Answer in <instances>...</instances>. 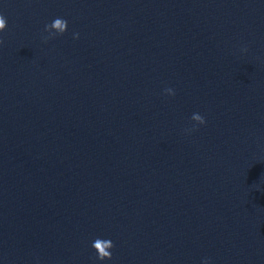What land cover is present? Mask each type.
<instances>
[{
    "label": "water",
    "instance_id": "1",
    "mask_svg": "<svg viewBox=\"0 0 264 264\" xmlns=\"http://www.w3.org/2000/svg\"><path fill=\"white\" fill-rule=\"evenodd\" d=\"M0 264H264V0H0Z\"/></svg>",
    "mask_w": 264,
    "mask_h": 264
}]
</instances>
